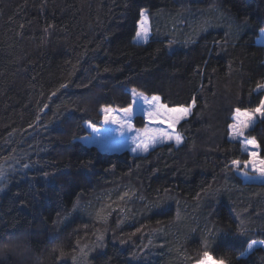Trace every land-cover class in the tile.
I'll return each mask as SVG.
<instances>
[{"label":"trees","instance_id":"obj_1","mask_svg":"<svg viewBox=\"0 0 264 264\" xmlns=\"http://www.w3.org/2000/svg\"><path fill=\"white\" fill-rule=\"evenodd\" d=\"M261 29L264 0H0V244L22 249L0 264H264V182L230 137L264 99ZM133 89L193 104L182 144L80 139ZM245 135L264 157V116Z\"/></svg>","mask_w":264,"mask_h":264},{"label":"rangeland","instance_id":"obj_2","mask_svg":"<svg viewBox=\"0 0 264 264\" xmlns=\"http://www.w3.org/2000/svg\"><path fill=\"white\" fill-rule=\"evenodd\" d=\"M147 12V22H146V28H147V36L143 35H137V33L141 29V18L138 22L137 26V33L135 36V41L144 43L147 42L150 35H151V21L148 16V11L146 9L142 10L141 14L144 12ZM257 41L264 45V29L260 30L259 37L257 38ZM259 90L264 91V84L259 87ZM133 96L135 98V103H132L129 107L133 109L131 114V127H124V124L127 123L124 120L125 113L123 112V109L121 108H115L111 106H107L103 108L104 118L102 125H96L91 122L86 123V128L88 130V133L84 136H82L80 139L86 143V144H95L98 147H100L103 150L108 151H123L128 150L132 152L133 154H146L151 149L155 148L156 146L165 144V143H174L176 145H180L183 142L182 136L177 131V124L185 119L188 115H184L183 113L177 111V112H169L168 115L170 116V119L166 123H160L159 121L149 122L147 118V113L152 110L151 105L145 101V97H147L148 100H151L152 97L156 95H149L147 93L138 91L136 89H133ZM264 103V99L263 102ZM261 103V104H262ZM159 105H165L169 110L172 108L181 109V108H193V104L190 106L184 105V106H169L165 104L161 98L160 101L157 104V108H159ZM261 105H259L255 109H238L235 114V120L231 125V134L230 137L234 139V135L237 131L241 132V137L237 138L236 140H240L243 143V147L245 151H247L250 155V152L255 151L258 153L257 156V163L255 164V167L248 166L243 167L240 169V173L242 176L247 180H255V181H262L264 182V173L258 171L260 168H264V157L260 155L259 151V145L256 139L254 138H248L245 135V131L253 126L259 119H261L264 116V109H261L260 112H257L256 109L260 108ZM128 108V107H127ZM125 109V108H124ZM163 111V109H160ZM247 112L250 115V119L248 117H245L241 115L240 113ZM116 115L121 118V123H115L112 121H105V116H112ZM177 120V123L174 127L169 128V125L172 123V120ZM139 121V122H137ZM143 123L142 125L138 123ZM244 124L246 127H243L241 129H235L233 128V125H239ZM145 129L147 131L145 132ZM169 131L170 134L173 135H180L182 140L180 143H177L176 140H167L166 138H160L158 133L161 131ZM254 140L258 147H245L244 142ZM147 145V148L145 149L143 146ZM251 159V156L249 160ZM241 165H243L241 163ZM212 258V257H211ZM205 258L203 257L200 259L196 264H201V262H204ZM212 261L219 262L212 258ZM205 264H208V262H205ZM225 264V263H224Z\"/></svg>","mask_w":264,"mask_h":264},{"label":"snow or ice","instance_id":"obj_3","mask_svg":"<svg viewBox=\"0 0 264 264\" xmlns=\"http://www.w3.org/2000/svg\"><path fill=\"white\" fill-rule=\"evenodd\" d=\"M142 15V19L140 22L141 25V29L140 31L137 33V35H143V36H147V28H146V22H147V12L145 11L144 13L141 14ZM145 101L147 103H149L151 105L152 110H150L147 113V118L149 120V122H154V121H159L160 123H166L169 119L170 116L168 115L169 112H181L183 113L185 116L188 115L191 112V108H181V109H176V108H172V109H168L165 105H159V108H157V104L160 101V97L159 96H154L152 97L151 100H148L147 97H145ZM133 103H135V98L133 99ZM160 109H163V111H161ZM261 109H264V103L261 104V107L256 109L257 112H260ZM133 109L131 107L125 108L123 109V112L126 114L124 117V120L127 122L124 124V127H131V114H132ZM239 112V110H237ZM241 115L248 117L250 119V115L247 112L244 113H240ZM105 121H112L115 123H121V118L116 116V115H112V116H105ZM177 123V120L173 119L172 123L169 125V128H172L175 126V124ZM243 127H246V125L244 124H239V125H233V128L235 129H241ZM147 131V129H145V132ZM160 138H166L167 140H176L177 143H180L182 138L180 135H173L170 134L169 131H164L161 130L158 133ZM241 132L237 131L236 134L234 135V139L240 138L241 137ZM245 147H249V146H253V147H258V145L256 144V142L254 140H249V141H245L244 142ZM145 149L147 148V145L143 146ZM250 156L251 159L250 160H245L243 161V166L244 167H248V166H252L255 167V164L257 163V156L258 153L255 151L250 152ZM233 164L236 167H240L241 166V161L240 160H234ZM258 171L264 173V168H260L258 169ZM61 255L63 256L64 253L61 252ZM204 258L205 261L201 262V264H205V262H208V264H224V261H219V262H215L212 261V258L210 256V254L205 251L204 252Z\"/></svg>","mask_w":264,"mask_h":264},{"label":"clouds","instance_id":"obj_4","mask_svg":"<svg viewBox=\"0 0 264 264\" xmlns=\"http://www.w3.org/2000/svg\"><path fill=\"white\" fill-rule=\"evenodd\" d=\"M22 249L15 243L0 244V259L8 255H19Z\"/></svg>","mask_w":264,"mask_h":264}]
</instances>
